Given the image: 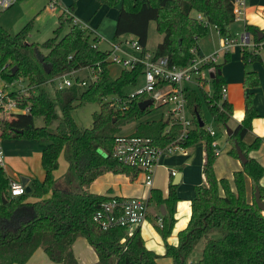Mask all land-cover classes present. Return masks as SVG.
<instances>
[{
  "label": "trees",
  "instance_id": "1",
  "mask_svg": "<svg viewBox=\"0 0 264 264\" xmlns=\"http://www.w3.org/2000/svg\"><path fill=\"white\" fill-rule=\"evenodd\" d=\"M98 1L109 6L119 4L113 38L130 33L146 46L149 22L155 20L156 29L163 36L154 53L167 55L169 62L177 65L190 60L193 56L191 47L201 53L198 39L206 34L210 24L222 36H230V26L235 20L234 0ZM68 6L73 10L76 0ZM58 19L54 34L41 42L27 40L29 22L14 34L0 24V80L4 82L21 78L28 85L39 87L62 72L86 65L95 69L100 66L96 79L89 85L82 87L74 83L56 88L54 97L40 88L37 93L20 96L13 91L19 96L22 106L30 105L31 113L0 111V137L39 139L44 144L41 162L45 171L40 181L31 179L27 182L23 177L21 181L25 183L26 190L19 195H10L8 185L13 177L0 165V264H25L39 247L51 261L79 264L73 251V243L79 236L86 237L95 251L97 258L93 264H158L159 254L146 247L140 225H135L131 233L122 226L99 227L93 215L100 203L111 195L85 188L106 171L124 173L131 180L137 176V168L119 162L112 155L111 148L114 136L123 125L152 108V105L139 108L142 97L125 99L127 92L124 89L136 84L141 66L122 68L117 76H111L105 59L107 51L92 45L95 37L90 39L89 31L75 24L71 15L60 12ZM64 21L69 23V28L59 36ZM244 28L254 41L261 42L264 50V35H259V29L251 24H244ZM41 47L46 48V52H42ZM241 53L244 63L262 59L260 51L255 52L247 46L241 48ZM221 65V62L213 64L210 71L213 74L210 78L211 93L204 91L203 87L197 88L202 91L215 122L226 125L231 104L220 99L224 84L223 75L218 71ZM260 82L255 70L245 69V86L252 88ZM197 88L187 91V105L194 127L186 138L178 142L185 147L203 143L201 168L204 182L193 185L190 217L187 225L178 232L177 244L166 241L176 219L177 185L170 181L166 195L161 189L151 187L148 195L149 202L159 207L163 205L165 209L161 222H154L165 241L164 254L172 257V264H186L190 251L204 237L200 257L194 264H264V210L258 207L254 197V190L258 187L261 199L264 198V185L260 183L264 166L249 155L251 149L259 147L262 138L256 136L250 143L243 139L251 128L252 118L259 115L253 103V91H246L244 116L226 138L231 144L229 153L237 156L236 140L247 157L241 168L233 171L232 185L226 177L218 178L215 174L217 154L212 146L215 135L206 129L201 116ZM112 97H118L121 106L113 102ZM89 101L97 102L99 108L92 112V125L80 127L72 110ZM56 105L62 118L52 128L50 124L57 117ZM38 114L44 122L40 126L34 124V116ZM196 114L203 120V125H199ZM166 124L164 118L140 122L134 133L149 136L159 144L173 142L179 133V125L174 124L165 131ZM61 151L66 170L55 178L52 171L58 166ZM247 178L251 191L253 188L251 194L247 189ZM214 231L219 234L212 236ZM122 238L125 239L122 241Z\"/></svg>",
  "mask_w": 264,
  "mask_h": 264
},
{
  "label": "built area",
  "instance_id": "2",
  "mask_svg": "<svg viewBox=\"0 0 264 264\" xmlns=\"http://www.w3.org/2000/svg\"><path fill=\"white\" fill-rule=\"evenodd\" d=\"M14 1L16 0H0V9L10 6ZM244 5L245 0L233 1L234 19H242ZM50 6L52 9H59L63 15H71L75 24L93 34L95 40L92 41V45L107 51L105 59L108 65L117 64L121 69H131L140 65L141 72L138 79H141L142 87L138 90L127 92L125 99L139 96L142 99L150 98L152 102L149 105H165L167 106V117L164 118L167 121L165 131H169L170 127L174 124L179 125V133L176 139L166 144L156 143L149 136L135 134V128L132 132L128 133L119 131L114 136L111 148L112 155L119 162L137 168V176L142 175L141 182L151 188L160 156L177 150L185 151L186 147L178 141L186 138L194 127L187 105V91L192 88L204 87V82H210V71L213 70V64L219 63L220 53L218 51L199 53L195 47H191L190 50L193 56L186 64H172L169 62L167 55H155L154 51L147 49L133 34L131 37L123 38L121 34L117 38L107 40L109 47L102 49L98 45L100 36L95 27L90 26L88 22L76 18L73 10L68 5H62L58 0H50ZM197 17H201V15L197 14ZM222 38V52H226L230 45L234 43H238L241 48L247 46L255 52L260 51L261 48V42L256 43L245 28L237 33V37L224 35ZM83 68L89 69L88 76L74 74L77 70ZM99 70V65H97V69L86 65L57 74L46 82L52 83L55 89L67 87L74 83H78L84 87L96 79ZM23 84H20L16 90L7 89L5 87L7 82H4V85L0 86V111L6 113H31L30 105L26 104L22 106L19 96L21 94L37 93L39 88L35 85H28L27 82ZM13 91L17 92L19 96H16ZM225 98L226 86L223 84L220 99ZM118 100V97H112V101L120 105L121 103ZM206 129L210 134H216L215 129L211 125L206 124ZM212 146L216 154L221 151L215 140L212 142ZM0 165L4 167V157L1 147ZM175 173L174 169L170 170V175H175ZM25 190V183L20 179L11 178L9 180L8 192L10 195H19ZM110 195L109 198L100 203V207L93 215L94 220L100 228L106 229L113 226H122L128 233H131L135 225H141L149 217H154L157 223L161 222L162 213L160 209L157 208V210L152 211L151 202L148 201V197ZM124 239L122 238V241Z\"/></svg>",
  "mask_w": 264,
  "mask_h": 264
},
{
  "label": "rangeland",
  "instance_id": "3",
  "mask_svg": "<svg viewBox=\"0 0 264 264\" xmlns=\"http://www.w3.org/2000/svg\"><path fill=\"white\" fill-rule=\"evenodd\" d=\"M62 5H67V0H58ZM78 11L73 9L74 16L79 17L80 20L84 22H88L89 25H92V21L95 22L98 25V34L100 36V40L98 41V45L100 48L105 49L109 47V43L107 40H111L113 38L114 33V25H115V18L117 16V11L119 9V4L113 5V6H107L105 3H101L98 0H77L76 1ZM76 8V7H75ZM60 11L59 9H52L50 6V0H16L14 1L10 6L6 8L0 9V24L7 28L12 34H14L19 28H21L25 23L29 22V25L27 27V40L28 41H37L41 42L45 40L46 38L52 36L54 34V28H56L59 24V15ZM193 13H196L193 11ZM242 20L243 19H235L232 24V30L237 33L240 32V29L242 30ZM69 28V23L67 21H64L60 30H59V36L63 35ZM213 31V28L208 26L206 34L201 38L205 43L208 45L212 44L211 36L209 34V31ZM132 34L130 33H123L121 37H131ZM162 33L158 32L156 29V22L155 20H150L148 25V35H147V41H146V48L150 51H154L156 48V45L159 41L162 39ZM89 38H93V34L89 33ZM260 43V42H256ZM259 45V44H257ZM46 48L41 47L42 52H46ZM262 50V48H260ZM238 56L240 57V54L238 53ZM230 62L227 61L223 64H228ZM250 64V63H249ZM234 65V64H233ZM109 73L111 76L115 77L119 74L121 71V67L117 66V64H111L108 65ZM74 74H79L81 76H88L89 75V69L83 68L77 70ZM26 84V81L21 78L13 79L12 81L7 82V85L5 86L7 89L16 90L17 87H19L20 84ZM23 84V85H24ZM204 84V91L207 93L212 92V85L210 82L203 83ZM4 85V81L0 80V86ZM142 87V81L141 79H138L136 84L134 85H128L125 87V91H135ZM40 89L46 90L51 97L55 96L54 90L55 87L50 82H44L39 85ZM198 95L200 97V113L204 121L207 125H211L215 131L216 134L214 138L218 141V146L221 147V152L218 153L214 160V171L218 178L220 177H226L230 183H233L231 175L233 174V171L236 170L234 166H232L229 161L226 159L227 152H226V138L227 133L224 129V125L222 123L215 122L209 107L207 105V101L205 97L203 96L202 91L200 88H197ZM99 108V105L97 102L89 101L85 102L83 104H80L73 108L72 115L76 121V123L80 127H90L92 125V112L94 110H97ZM166 109L167 106L165 105H158L153 106L145 112L141 117L139 118H133L130 121H128L125 125L122 126L120 129L121 132L128 133L132 132L137 124L140 122L145 121H155L159 120L161 118H166ZM56 112L57 117L56 119L50 124V127L54 128L56 123L62 118L61 111L58 105H56ZM34 124L37 126L43 125V119L41 115H35L34 116ZM8 137H0V146L3 148L4 156L7 152H12V148H15L17 150L22 151L23 153H16L17 155H34L36 152L35 149L26 151L29 149V144H27L24 140L18 141L16 144H12L7 141ZM22 138V137H18ZM231 145V144H230ZM199 148H194L195 150V158L192 162H186V155L183 151L177 150L172 154H164L163 157H171L172 155H176L175 158H172L171 160H165L164 158L160 161L158 160V171L156 176L161 175L162 179L157 181V186L160 187V189L163 190L167 186V183L170 182V175H169V169L167 170V167L169 168H178L180 171L184 173V177L181 179L180 183L177 185V190L187 196L189 192L193 190V185L196 183L204 182V176L202 174V168L199 167V159L201 152L198 150ZM15 154V153H11ZM7 156V155H6ZM262 158H264V151H262ZM22 160L25 162V160L22 158ZM39 161L41 162V157H39L36 153V159L35 162L37 163ZM264 164V163H263ZM43 167V166H42ZM44 169V168H43ZM66 170V161L63 154V151L59 153L58 156V166L52 171L53 177L57 178L60 175L63 174ZM187 173V174H186ZM264 174V173H263ZM44 174L42 175L41 179H38V177H34L31 179H38L39 181L44 178ZM142 175L139 177V181L142 180ZM98 181V180H97ZM141 187L143 189V192L141 194L146 193V187L145 184H142ZM87 188H89V185H86ZM253 192L251 189L249 190V194ZM264 192V191H263ZM49 192L47 193V195ZM29 198H32L30 195ZM264 200V198H263ZM151 207L154 206V202H151ZM159 207V206H158ZM157 207V208H158ZM156 208V210H157ZM161 211V210H160ZM154 219V220H153ZM152 220L148 219L145 223L141 224L140 226L143 228L144 225L150 224L151 227H153V230L155 231L156 227L153 225V223L156 221L155 218ZM219 233L217 231L212 232V236H217ZM149 241V239H147ZM205 242V238H200L197 243L194 245L193 249L190 251L189 255L187 256L186 264H194L195 261L200 257L201 250L203 248ZM153 248L156 251H159L157 245H153ZM73 251L75 256L78 259L79 264H93V262L96 260V254L93 250L92 246L88 242L87 238L84 236H79L76 238V240L73 243ZM32 254L31 259H34L37 254ZM33 264H60L58 262H54L51 260H47V262H39L35 261Z\"/></svg>",
  "mask_w": 264,
  "mask_h": 264
},
{
  "label": "crops",
  "instance_id": "4",
  "mask_svg": "<svg viewBox=\"0 0 264 264\" xmlns=\"http://www.w3.org/2000/svg\"><path fill=\"white\" fill-rule=\"evenodd\" d=\"M72 0H67V5ZM77 1V0H76ZM77 4V2H76ZM109 6V5H107ZM74 8L78 11L79 9L77 6ZM79 12V11H78ZM118 12V11H117ZM79 19V17L75 16ZM242 30L244 29V24H251L256 26L259 29V35H264V0H245L244 5V12L242 15ZM92 27H95L98 29V25L95 22H91ZM232 24L230 26V34L232 36L237 37V33H235L232 30ZM211 28H213V31H209V34L211 36L212 44L208 45L205 43L201 38L198 39V47L202 53H210L214 51H218L220 53L219 63L221 62L222 65L220 66L219 70L221 74L223 75L224 84L226 86V100L231 104V114L227 121L228 126L231 128H234V126L239 122L245 112V94L246 91L251 90L253 91V103L259 113L258 116H255L252 118L251 121V128L247 131V133L244 136V141L247 143H250L256 136H260L262 138V141L258 148L251 149L249 151V155L255 157L258 161L262 163L264 166V158H262V151H264V50H260L261 53V60H254V61H248L247 63H244L242 59V53H241V46L238 43H234L230 45L228 50L226 52H222V44H223V38L222 35L219 33V31L215 28L214 25H209ZM240 29V31H242ZM251 35V34H250ZM252 36V35H251ZM238 53L240 54V57L238 56ZM227 57V60H225ZM230 62L228 64H223L227 61ZM250 63V64H249ZM234 64V65H233ZM253 69L256 71L257 75L260 78V84L250 88L244 85V71L245 69ZM225 129V125H224ZM226 131V129H225ZM8 142L12 144H16L18 141L24 139L25 142L29 144V150L35 149V154L30 156L29 154L26 155H17L16 153H23L20 150H17L16 147L12 148V152H7L4 156V151L2 149L3 157H4V168L6 169L7 173L16 179H22L25 177V180L29 182L31 178L38 177V179L42 178V175L44 174V169L39 161L37 163L35 162L36 159V153L39 157H41V151L43 148V143L40 142L37 138H18V137H8L6 138ZM218 145V141L215 139ZM227 141V140H226ZM33 147V148H32ZM220 149L221 147L218 146ZM32 148V149H31ZM194 148H199L198 150L201 152V157L199 159V167H202V163L204 160V147L202 142H198L195 145L186 147L185 151H183L186 155V162H192L195 158V150ZM230 148V142L227 141L226 143V152L227 157L226 159L229 161V163L234 166L236 169L241 168L242 163L238 159L237 156L232 155L228 152V149ZM222 150V149H221ZM221 152V151H220ZM219 152V153H220ZM15 153V154H11ZM174 153V152H172ZM169 153V154H172ZM7 155V156H6ZM176 156V155H175ZM174 155L171 157H163L160 156V161L164 158L165 160H171L172 158H175ZM22 158L25 160V162L22 160ZM159 165L157 164L154 178H153V184L151 187L157 186V181L162 179L161 175L156 176L158 171ZM171 170L173 168L167 167V170ZM174 170L180 171L178 168H174ZM170 175V171L168 172ZM181 179L184 177L183 171L181 172ZM187 174V173H186ZM141 175L137 176L133 180L129 178L124 173H115L112 171H106L105 173L98 176L94 181H92L89 185V188L85 186V188L88 191L101 193V194H118V195H137V196H144L148 197L149 195V187H146V193L141 194L143 192V189L141 188L143 183L142 180L139 181V177ZM174 175H170V181L172 182ZM233 177V174L231 175V178ZM142 179V178H141ZM180 179V181H181ZM98 180V181H97ZM179 181V183H180ZM178 183V184H179ZM260 183L264 185V174L260 178ZM177 184V185H178ZM168 185L163 190V195H166L168 192ZM233 185V183H232ZM247 189L249 191L250 189V182L249 178H247ZM162 191V190H161ZM177 194L179 196V200L176 204V211H175V222L172 227L171 233L167 236L166 241L172 244L178 243V232L179 230L183 229L189 220L190 217V201L191 198L194 195V190L189 192L187 196L182 194L177 190ZM158 206L154 203V206L151 207L152 211L156 210ZM160 209V207H158ZM152 219L154 217H151ZM150 219V218H148ZM147 219V220H148ZM150 219V220H152ZM154 220V219H153ZM144 221L143 223H145ZM142 223V224H143ZM154 225V223H153ZM141 234L144 239V243L146 247L153 249L155 252L159 254L157 257V263L158 264H172V257L169 255H165V241L163 237L160 235V233L155 229L153 230V227H151L150 224L144 225L142 228L140 226ZM149 239V241L147 240ZM153 245H157L159 251H156L153 248ZM34 252L36 257L34 259H31V257L26 261L25 264H33L35 261L39 262H47V260H50L44 250L42 248H37ZM34 254V253H33ZM96 254V253H95ZM33 258V257H32ZM97 258V256H96ZM16 264V263H11Z\"/></svg>",
  "mask_w": 264,
  "mask_h": 264
},
{
  "label": "water",
  "instance_id": "5",
  "mask_svg": "<svg viewBox=\"0 0 264 264\" xmlns=\"http://www.w3.org/2000/svg\"><path fill=\"white\" fill-rule=\"evenodd\" d=\"M15 69V67H13V70ZM220 72V70H218ZM211 76L213 75L212 73L210 74ZM152 102V100L150 98H146V99H142L139 101L138 105L140 109H144L145 107H147L150 103ZM197 117V121L199 123V125H203V120L201 119V117L199 116V114H196ZM225 129H226V133L227 135H230L233 131V128H231L228 125H225ZM235 144V148L237 151V157L240 160L241 163L246 162L247 157L245 155V153L242 151L241 146L238 144V142L235 140L234 141ZM181 171H177L172 179V184L177 185L181 179ZM23 179V178H22ZM254 197H255V201L258 205V207L262 210H264V200L261 199L260 197V190L258 187L255 188L254 190ZM160 209H161V213L164 214L165 213V209L163 205H160Z\"/></svg>",
  "mask_w": 264,
  "mask_h": 264
}]
</instances>
